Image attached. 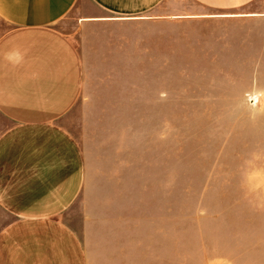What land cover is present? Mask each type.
<instances>
[{
  "label": "rangeland",
  "instance_id": "obj_1",
  "mask_svg": "<svg viewBox=\"0 0 264 264\" xmlns=\"http://www.w3.org/2000/svg\"><path fill=\"white\" fill-rule=\"evenodd\" d=\"M154 28L129 29L130 55H84L62 123L85 179L62 219L87 264L141 262L117 247L125 216L149 227L143 264H264V17Z\"/></svg>",
  "mask_w": 264,
  "mask_h": 264
},
{
  "label": "crops",
  "instance_id": "obj_2",
  "mask_svg": "<svg viewBox=\"0 0 264 264\" xmlns=\"http://www.w3.org/2000/svg\"><path fill=\"white\" fill-rule=\"evenodd\" d=\"M263 6L264 0H0V20L9 26L0 35V116L8 122L0 131V264H87L82 237L62 219L85 179L81 149L62 123L82 89L84 55H130L135 25L160 34L167 22L262 18ZM73 9L76 22L67 32L59 24ZM122 221L117 247L132 259L137 241L143 264L149 227L132 225L128 216ZM128 263L135 264L121 261Z\"/></svg>",
  "mask_w": 264,
  "mask_h": 264
}]
</instances>
